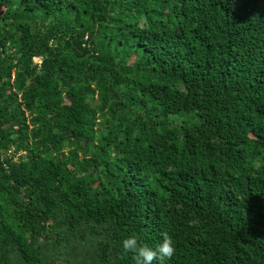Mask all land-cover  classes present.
<instances>
[{"label":"trees","instance_id":"1","mask_svg":"<svg viewBox=\"0 0 264 264\" xmlns=\"http://www.w3.org/2000/svg\"><path fill=\"white\" fill-rule=\"evenodd\" d=\"M164 232L264 264V0H0V264Z\"/></svg>","mask_w":264,"mask_h":264},{"label":"clouds","instance_id":"2","mask_svg":"<svg viewBox=\"0 0 264 264\" xmlns=\"http://www.w3.org/2000/svg\"><path fill=\"white\" fill-rule=\"evenodd\" d=\"M121 247L124 253L132 254L135 264H162L166 258L171 259L176 251L174 241L167 232L162 233V240L155 248L141 244L136 235L124 237Z\"/></svg>","mask_w":264,"mask_h":264}]
</instances>
